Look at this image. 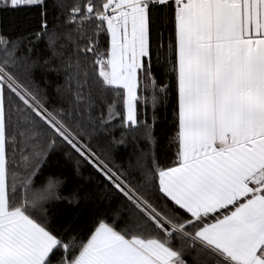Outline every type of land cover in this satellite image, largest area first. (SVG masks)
I'll return each instance as SVG.
<instances>
[{"label":"snow or ice","instance_id":"snow-or-ice-1","mask_svg":"<svg viewBox=\"0 0 264 264\" xmlns=\"http://www.w3.org/2000/svg\"><path fill=\"white\" fill-rule=\"evenodd\" d=\"M0 264H264V0H0Z\"/></svg>","mask_w":264,"mask_h":264},{"label":"trees","instance_id":"trees-1","mask_svg":"<svg viewBox=\"0 0 264 264\" xmlns=\"http://www.w3.org/2000/svg\"><path fill=\"white\" fill-rule=\"evenodd\" d=\"M163 112V110H162ZM169 122L166 125L158 126L157 136H158V152L162 154V159L169 161L173 155L172 151L168 148V138L173 134L171 130V109L168 110ZM131 151V148L128 149L121 148L120 152L117 154V163L121 162V159ZM86 175V173H85Z\"/></svg>","mask_w":264,"mask_h":264}]
</instances>
